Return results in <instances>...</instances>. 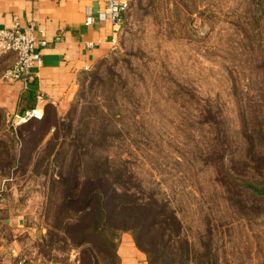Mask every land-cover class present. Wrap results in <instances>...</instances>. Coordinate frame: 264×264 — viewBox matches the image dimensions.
<instances>
[{"label":"rangeland","instance_id":"rangeland-1","mask_svg":"<svg viewBox=\"0 0 264 264\" xmlns=\"http://www.w3.org/2000/svg\"><path fill=\"white\" fill-rule=\"evenodd\" d=\"M127 2L118 43L69 107L48 105L27 121L0 109L7 263L79 264L87 255L118 264L129 231L113 250L59 232L49 242L53 204L65 195L56 180L71 176L75 193L95 186L110 211L124 192L173 209L191 246L182 264H264V196L230 178L262 173L264 0Z\"/></svg>","mask_w":264,"mask_h":264},{"label":"crops","instance_id":"crops-1","mask_svg":"<svg viewBox=\"0 0 264 264\" xmlns=\"http://www.w3.org/2000/svg\"><path fill=\"white\" fill-rule=\"evenodd\" d=\"M106 1L0 0V29L14 22L22 27L33 22L36 31H42L48 43L42 49V64L35 69L29 81L0 79V109L6 115H21L35 106L44 110L48 105L66 108L72 104L86 72L110 52L113 39L117 38L107 20L96 19L85 25L86 9L90 7L95 13L105 7ZM14 60L12 52L0 54V64L4 69ZM5 197V187H0V200L4 204ZM5 217L0 219V264H10L4 257L8 253V220ZM14 227L22 231L18 228L20 224ZM39 235L41 237V233ZM117 255L118 264H148L145 253L128 233L121 236ZM23 263L28 264V261L20 256L11 264Z\"/></svg>","mask_w":264,"mask_h":264},{"label":"trees","instance_id":"trees-1","mask_svg":"<svg viewBox=\"0 0 264 264\" xmlns=\"http://www.w3.org/2000/svg\"><path fill=\"white\" fill-rule=\"evenodd\" d=\"M261 153L264 155V151ZM62 164L64 167L65 163ZM255 167L261 169L262 173H256L252 177L230 174V178L236 179L242 190L264 196V156L256 158ZM93 177L100 180L97 175ZM56 183L57 187L65 188V195L63 201L53 204L55 220L53 219L52 224H47L51 228V233H48L49 242L59 232L64 239L70 237L69 241L76 238L74 240L77 243L82 240L85 244H92V239L94 246L98 241L105 248L113 250L114 238L121 232L129 231L136 246L145 253L148 264H167L164 255L169 253L170 257H176L177 263L182 264L191 253L189 240L181 235V224L173 209L158 205L156 201L134 198L131 194L130 200L124 199V192L125 194L117 195L116 204L110 211L106 200L108 196L96 191L95 186H85L82 192L75 193L77 183L73 177H60ZM89 183L87 179L86 184ZM242 190L237 189V193ZM45 241L42 237L43 245H46ZM88 258L87 255L84 256L79 264H89ZM114 258L118 260L116 253Z\"/></svg>","mask_w":264,"mask_h":264},{"label":"built area","instance_id":"built-area-1","mask_svg":"<svg viewBox=\"0 0 264 264\" xmlns=\"http://www.w3.org/2000/svg\"><path fill=\"white\" fill-rule=\"evenodd\" d=\"M127 0H107L102 10L93 13L92 9H86L85 25L92 24L97 20H107L116 32L117 38L113 44L118 43L124 26L123 15L128 10ZM48 45L42 31L37 32L33 22L20 26L14 22L7 27L0 29V54L12 52L15 54L13 64L7 68L2 79L5 81L21 80L24 83L29 81L35 71L42 64V49ZM43 109L35 106L25 111L24 114H15L20 121H27L32 118L41 119Z\"/></svg>","mask_w":264,"mask_h":264}]
</instances>
